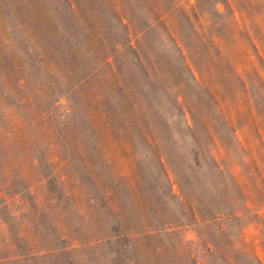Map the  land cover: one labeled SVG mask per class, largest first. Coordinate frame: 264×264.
<instances>
[{
  "label": "rangeland",
  "instance_id": "obj_1",
  "mask_svg": "<svg viewBox=\"0 0 264 264\" xmlns=\"http://www.w3.org/2000/svg\"><path fill=\"white\" fill-rule=\"evenodd\" d=\"M110 1L0 0V256L264 264V0H154L146 72L128 50L96 69ZM112 214L126 247L101 240Z\"/></svg>",
  "mask_w": 264,
  "mask_h": 264
},
{
  "label": "trees",
  "instance_id": "obj_2",
  "mask_svg": "<svg viewBox=\"0 0 264 264\" xmlns=\"http://www.w3.org/2000/svg\"><path fill=\"white\" fill-rule=\"evenodd\" d=\"M131 0L130 2L138 5V10H137V16L132 17L130 12H127V10L124 9V5L121 0H111L110 4L108 6V11L111 17V20H113L115 24V28L117 29V34H115L114 38L109 40V46L113 48L109 54L104 53L101 61L99 64L96 66V69L99 67H108L111 68L112 64L110 65L109 60L111 59L112 62L114 59L118 56L120 51H125L128 50L132 53L133 58L135 61L138 63L139 67L146 72L147 68L142 65V60H140V55L138 53V47L139 43L136 42L135 46H131V39L132 37L136 36H142L145 32L153 30L155 25H160L161 22V17L155 14V6H154V0ZM73 12H74V18H76V15H78V8L74 7V11L71 9V5H69V18H73ZM168 12H164L163 15H167ZM107 30V27H106ZM82 31V29H81ZM80 31V32H81ZM95 40L99 45L102 43L101 36L96 34ZM173 46L177 50L179 54H181L180 48L177 46V44L173 41ZM182 58V57H181ZM182 66L184 67L185 71L191 76V78H194L191 70L189 67L185 66V63L182 62ZM95 69V70H96ZM111 70V69H110ZM178 114H181V117L183 116V123L185 127L187 126L186 120H185V113L183 111H177ZM157 166L159 169L162 171L164 183L167 186L169 185V181L167 178V174L163 169V164L161 163V158H157ZM178 203V202H177ZM106 209L110 212L112 209L110 206H106ZM180 210L182 212V204H180ZM192 213L191 218L193 220L195 219L197 212L190 211ZM112 220L114 222V225L110 228L107 227L108 234L105 238H101L103 242H106V244H121L126 247V245L131 244L133 242V239H129L126 236V233L123 232L122 229V223L119 220V218L112 214ZM160 224V223H159ZM163 222L160 224V228L158 229L159 231H162L163 227ZM142 238L144 239H151L155 238L156 235H151L145 232H141ZM18 238H16V241L14 244H11L14 246V253L11 255H6V256H0V264H34L46 257L48 258H55L57 254L54 255V252L62 251L64 250V247H58L54 249H50L52 251H49V254H45L40 257H36L35 254L40 253L41 251H36L34 252L31 248H27L26 246H21L18 244L19 241H17ZM33 251V252H32Z\"/></svg>",
  "mask_w": 264,
  "mask_h": 264
}]
</instances>
